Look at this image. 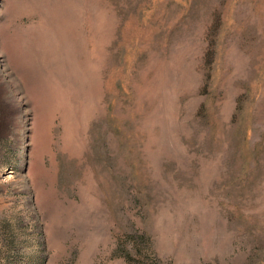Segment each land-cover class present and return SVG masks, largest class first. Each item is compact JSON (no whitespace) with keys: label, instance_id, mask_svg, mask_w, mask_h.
<instances>
[{"label":"rangeland","instance_id":"obj_1","mask_svg":"<svg viewBox=\"0 0 264 264\" xmlns=\"http://www.w3.org/2000/svg\"><path fill=\"white\" fill-rule=\"evenodd\" d=\"M0 264H264V0H0Z\"/></svg>","mask_w":264,"mask_h":264}]
</instances>
